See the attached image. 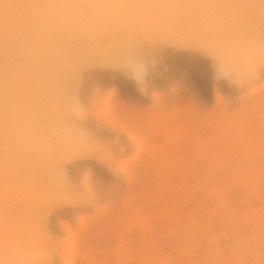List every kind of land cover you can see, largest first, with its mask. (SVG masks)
<instances>
[{"label": "rangeland", "instance_id": "obj_1", "mask_svg": "<svg viewBox=\"0 0 264 264\" xmlns=\"http://www.w3.org/2000/svg\"><path fill=\"white\" fill-rule=\"evenodd\" d=\"M0 8V264H264V0Z\"/></svg>", "mask_w": 264, "mask_h": 264}, {"label": "bare ground", "instance_id": "obj_2", "mask_svg": "<svg viewBox=\"0 0 264 264\" xmlns=\"http://www.w3.org/2000/svg\"><path fill=\"white\" fill-rule=\"evenodd\" d=\"M1 2H2V1H1ZM4 2H5V1H4ZM40 5H42V4L40 3ZM40 5H39V6H40ZM49 5H50V4H49ZM51 7H52V6H51ZM38 8H39V7H38ZM46 8H47V9H46ZM94 8L98 9V6H94ZM118 8H120V7H118ZM118 8L116 7V9H118ZM0 9H1V8H0ZM113 9H114V8H113ZM124 9H125V8H124ZM8 10L11 11V9H8ZM55 10H56V9H55ZM55 10H54L53 8H49V7L42 8V6H41V8L39 9V11H42V12H41L42 14H43V13H44V14H47L48 17H47V18H42V20H41V19H40V20L43 21L44 23L49 24V23H50V22H49V21H50V18L53 17L54 13H58L57 10H56V11H55ZM60 10H61V14H64V15L67 14V12H65V11L62 10V8H61ZM64 10H65V9H64ZM127 10H128V9H127ZM143 10H144V9H143ZM3 11H5V9H4ZM10 11H9V12H10ZM68 11H70V10H68ZM106 11H107V10H106ZM106 11H105V12H106ZM119 11L121 12L122 10L119 9ZM124 11H125V10H124ZM124 11H122V12H124ZM35 12H37V11L35 10ZM97 12H98L99 16H100L101 14H103V13L101 12V10H99V9L97 10ZM129 12H130V11H129ZM38 13H39V12H38ZM5 14H6V13H5ZM105 14H106L107 17H108V15L110 14V12L107 11ZM10 15H11V17H12V12H11ZM17 17H18V16H17ZM39 17H41V16H38V18H39ZM42 17H43V16H42ZM13 18H14V17H13ZM15 18H16V17H15ZM53 18H54V17H53ZM78 18H79V15H73V17H72L70 20H71V21H75V19H77L76 22L80 24V23H81V20H79ZM3 19H4V18H3ZM11 19H12V18H11ZM16 19H17V18H16ZM23 20H24V19H23ZM70 20L67 18V16L64 17V22H65L66 24H67L68 22L71 23ZM24 21H25V20H24ZM51 21H52V20H51ZM78 21H79V22H78ZM2 22H3V21H2ZM2 22H1V20H0V33H1L0 36H2V34L5 33V31H6V30H5V27L8 28L7 26H12V27H14V29H16L17 25L19 24V23L16 24V22H15V24H13L11 20H9L8 22H6V24H3ZM53 23H54V21H53ZM53 23H52V24H53ZM162 23H165V22L162 21ZM22 24H23V23H22ZM22 24H21V25H22ZM38 24H40V23H38ZM165 24H166V23H165ZM41 25H42V24H41ZM22 26H23V25H22ZM18 27H19V26H18ZM20 27H21V26H20ZM77 27H78V26H77ZM10 28H11V27H10ZM14 29L11 30V31L13 32ZM18 29H19V28H18ZM38 29H39V28H38ZM39 30H40V29H39ZM39 30H38V31H39ZM7 31H8V29H7ZM20 31H21V30H19V32H20ZM40 32H41V31H40ZM41 33H42V32H41ZM5 34H6V33H5ZM8 34H9V33H8ZM8 34H7L6 36H7V37H9V36L11 37V35H8ZM12 34H13V33H12ZM17 34H19V33L17 32ZM34 34H35V33H34ZM14 35H15V33H14ZM35 35H36V34H35ZM16 36H17V35H16ZM31 36H32V34H31ZM33 36H34V35H33ZM39 36H40V34H39ZM39 36H38V37H39ZM3 37H4V36H3ZM7 37H6V38H7ZM36 37H37V36H36ZM21 38H22V37H21ZM25 38H26V37H25ZM28 38H29V37H28ZM21 41H22V40H21ZM24 41H26V39H25ZM28 41H29V40H27V42H28ZM30 41H31V37H30ZM0 42H1V41H0ZM2 43H3V42H2ZM30 43H34V41L32 40ZM4 44H5V43H4ZM35 44H37V43L35 42ZM27 45H31V44H27ZM32 45H33V44H32ZM0 46H1V45H0ZM3 47H4V46H3ZM0 71H1V70H0ZM141 71H142V70H141ZM142 72H143V71H142ZM142 72H141V73H142ZM34 73H35V75H36L37 72L34 71ZM38 74H39V73H38ZM38 74H37V75H38ZM1 75H2V74H1ZM4 75H6V74H4ZM4 75H3V79L1 80V81H2V84H5L6 81L9 80V78H8L7 76H6V77H7L8 79L6 80V78L4 77ZM141 76H142V78H143V76H145V75H141ZM141 76H140V77H141ZM139 80H141V78H139ZM142 80H143V79H142ZM11 82H12V79H11ZM7 83H8V82H7ZM9 86H10V85H9ZM2 88H3V87H2ZM2 88H1V90H4V89H2ZM8 90H9V88H8ZM15 93H17V92H15ZM10 96H11L12 98H14V100H16V98H17V97H15V95H13V93H12V95H10ZM20 96H21V95H20ZM22 96H23V95H22ZM6 98H7V97H6ZM14 100H13V102H14L13 105L16 106V108H15L16 110H19V109H20V104L17 105V102H15ZM16 101H17V100H16ZM4 102H6V101H5V97L3 98V100L1 101V104H0V109H1V107H2L3 105L5 106L4 111H2L3 113L6 112V111H8V110H5L6 107H7V103H8V102H6V103H4ZM10 102H12V101H10ZM8 104H9V103H8ZM8 106H9V105H8ZM11 110H13V109H11ZM4 114H5V113H4ZM0 118H1V117H0ZM1 132H2V131H1ZM1 134H2V133H1ZM1 134H0V137H1ZM3 135H4V134H3ZM3 137H4V136H3ZM1 139H2V137H1ZM1 152H2V151H1ZM6 158H7V156H6ZM2 159H3V158H2ZM6 160H7V159H6ZM6 160H5V161H6ZM3 164H4V163H3ZM3 164H1V165H3ZM5 177H6V176H5ZM8 192H9V191H8ZM10 193H11V192H10Z\"/></svg>", "mask_w": 264, "mask_h": 264}]
</instances>
